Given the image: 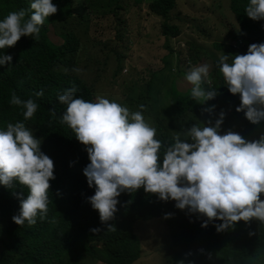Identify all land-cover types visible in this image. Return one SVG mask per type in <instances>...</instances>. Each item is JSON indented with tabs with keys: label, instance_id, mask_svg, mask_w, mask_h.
<instances>
[{
	"label": "trees",
	"instance_id": "16d2710c",
	"mask_svg": "<svg viewBox=\"0 0 264 264\" xmlns=\"http://www.w3.org/2000/svg\"><path fill=\"white\" fill-rule=\"evenodd\" d=\"M103 1L70 0L68 14L61 20L73 18L94 24ZM178 1L154 0L148 4L150 12L162 20V35L171 40L181 34L180 27L172 23V13L177 9ZM225 1H228L238 25L235 40H240V43L236 47L227 46L222 53L243 55L251 44L264 43V20L254 21L245 13L249 0ZM134 2L141 5L143 0ZM29 8L30 0H0V20L11 11ZM120 10H124V7L121 0H117L112 13H119ZM181 14L178 13L179 16ZM57 17L53 14L45 19L38 40L25 36L14 46L0 49V55L12 56L10 68L8 64L0 65V130H6L7 123L23 122L41 140L40 150L53 160L55 175V179L49 181L51 202L47 217L44 220L37 217L35 225L25 223L18 226L12 220L19 213L20 199L17 197L26 199L28 189L18 182L12 188L0 184V235L5 236L0 264H134L140 259L142 250L135 225L139 220L153 218L164 220L168 238L176 246V251L169 258L170 264H179L180 261L184 264H264V222L253 218L248 222H237L232 229L217 232L215 225L222 221L214 220L206 228L202 227L206 217L191 214L187 209H177L175 201H161L157 194L146 193L143 187L121 193L117 197L119 203L115 218L107 224L101 223L98 211L88 202V198L95 194V186L90 188L83 174V169L90 163L86 146L76 139L68 125L59 122L66 106L58 100V94L75 87L76 98L95 102L91 86L72 69L78 68V58L85 61L86 51L92 42L96 43V36L93 34V39L84 40L76 30L67 26L68 23L65 28L59 26ZM51 26L55 33L56 26L61 29L59 34L56 33L61 43L56 44L51 40ZM116 35L118 38L121 36ZM169 48L173 50L170 51L172 57L174 48ZM187 50L193 62L199 59L196 55L191 56L193 49L188 47ZM117 57L121 69L124 57L120 54ZM217 61L218 58L214 61L213 85L206 84L205 87L218 93L215 99L208 101L212 103L211 107L215 106L218 115L211 117L204 112L209 107L192 100L190 93L176 97L177 114L182 117L189 112L206 113L208 115L200 123L207 126L209 120L214 125L223 111L225 118L220 128L221 135L231 130L246 141L259 139L264 135V121L253 125L243 112L236 111L241 104L240 95L228 91ZM149 82L148 91L151 92L155 85L153 80ZM41 90L43 96L37 97L35 93ZM13 92L21 99H32L39 105L33 118L24 120L23 109L10 104ZM126 100L129 102V97ZM143 101L144 105L146 101ZM51 109H55L56 119L52 118ZM192 126L189 124L188 127ZM156 130L155 138L162 142L158 153L162 162L166 147L174 141L161 129ZM262 195L260 199L264 201ZM168 213H172V217L165 219ZM109 224L117 230L108 231ZM94 228H99L100 232H92Z\"/></svg>",
	"mask_w": 264,
	"mask_h": 264
},
{
	"label": "clouds",
	"instance_id": "9594fccd",
	"mask_svg": "<svg viewBox=\"0 0 264 264\" xmlns=\"http://www.w3.org/2000/svg\"><path fill=\"white\" fill-rule=\"evenodd\" d=\"M57 11L52 0H30L29 9L9 12L0 20V49L14 46L25 36L38 40L45 19ZM245 13L254 21L264 20V0H249ZM239 43L234 40L231 45ZM173 48L172 60L193 62L186 45L178 43ZM11 61L12 56L0 55V65L8 64L10 68ZM217 64L228 91L240 95L236 111L243 112L253 125L264 121V43L251 44L243 55L222 53ZM210 67L201 64L185 74L191 85V99L201 105L218 95L215 89L205 87L212 82ZM72 71L79 74L82 70ZM75 93L72 87L58 94L60 104L66 106L59 122L68 125L86 146L90 163L83 174L88 186H95V194L88 202L98 211L102 224L115 218L121 193L141 187L146 193L157 194L161 201H175L177 209L206 217L202 227L214 220L222 221L215 225L217 232L253 218L264 222V201L260 199L264 194V135L251 141L231 130L221 135L225 118L221 111L214 125L209 120L207 126L199 123L182 133L173 132L174 143L166 147L160 162L162 142L155 138L156 128L143 115L145 105L130 111L101 96L89 102L76 98ZM35 95L43 96V90ZM9 102L23 109L24 120L33 118L39 107L34 100H23L15 92ZM214 107L204 112L211 114ZM49 111L56 119L55 109ZM40 145L41 140L23 122L7 123L6 130H0V184L12 188L18 182L28 189L26 199L17 197L19 213L12 220L18 226L35 225L37 217L44 220L49 211L54 162L40 150ZM171 217L172 213H168L164 218ZM107 230L117 229L109 224ZM91 231L98 233L100 229Z\"/></svg>",
	"mask_w": 264,
	"mask_h": 264
},
{
	"label": "rangeland",
	"instance_id": "374dc122",
	"mask_svg": "<svg viewBox=\"0 0 264 264\" xmlns=\"http://www.w3.org/2000/svg\"><path fill=\"white\" fill-rule=\"evenodd\" d=\"M152 1L154 0H143L138 5L134 0H121L124 10L113 14L117 0H105L99 5L100 11L94 24L73 18L61 20L68 14L70 0H52V3L58 8L54 17L58 16L56 22L59 26L65 28L68 23L67 26L76 30L84 40L93 39V34L96 36V43L92 42L86 51L85 61L78 58V68L82 70L79 75L93 89L95 100L97 96H101L130 111L139 110V105L145 100L146 111L143 115L146 121L173 136V132L182 133L190 128L189 124L203 122L208 115L189 112L180 117L177 114L176 97L187 95L191 90L185 74L192 68L207 63L211 66L212 81L214 61L236 39L238 25L230 12L228 1L179 0L177 9L172 13V23L180 27L181 34L171 40L161 33V18L149 10L148 4ZM179 12L182 13L180 16ZM56 29L59 34L61 29L58 26ZM56 33L51 26L50 38L59 44L62 41ZM116 34L121 35L120 38ZM178 43L186 45V50L188 47L193 49L191 56L196 55L199 59L194 62L172 60L173 50L169 47ZM118 54L124 57L121 69ZM185 54L186 52L183 57ZM150 80L155 85L151 92L148 91ZM212 85L213 82L210 86ZM128 97L131 102H127ZM204 104L206 107L212 105L208 101ZM209 115L215 117L218 112L215 109ZM135 229L140 237L142 250L140 259L134 264H170L169 258L176 251V246L168 238L164 220H139ZM3 240L5 236L0 235V254L5 249Z\"/></svg>",
	"mask_w": 264,
	"mask_h": 264
}]
</instances>
